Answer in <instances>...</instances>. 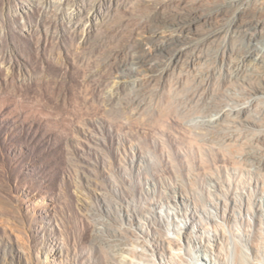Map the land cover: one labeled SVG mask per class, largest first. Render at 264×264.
<instances>
[{
	"label": "rangeland",
	"instance_id": "rangeland-1",
	"mask_svg": "<svg viewBox=\"0 0 264 264\" xmlns=\"http://www.w3.org/2000/svg\"><path fill=\"white\" fill-rule=\"evenodd\" d=\"M223 3L0 0V264H127L143 247L151 264H229L235 239L264 263V111L241 107L258 80L227 84V47L246 42L204 39ZM192 18L190 45L157 50L154 32ZM212 104L243 109L209 126Z\"/></svg>",
	"mask_w": 264,
	"mask_h": 264
},
{
	"label": "bare ground",
	"instance_id": "bare-ground-1",
	"mask_svg": "<svg viewBox=\"0 0 264 264\" xmlns=\"http://www.w3.org/2000/svg\"><path fill=\"white\" fill-rule=\"evenodd\" d=\"M262 11H264V0H224V3L216 9V20L212 21L208 25V31L204 39L217 38L224 33L227 35L234 34L236 36L235 43L244 41L248 44V48L239 50L237 53H235L234 46L230 45L227 47L228 54L232 59H236L244 63L242 69H240L241 62L236 63V74L233 76V78H231L232 76H230L227 84H232L233 82L252 83L254 79H257L258 81L256 88L253 87V89H251V94L253 95L251 101L248 103L246 102L245 105H241V107L247 109L257 103L258 107L260 109H263L264 111V44L263 49L260 52L257 47L258 43H264V12L262 13ZM96 20L97 19L95 18L94 21ZM199 20L200 19L192 18L191 20L182 23H176L175 27H172V29H170V31L172 32L169 34L154 32L152 36L154 40H157V50L160 52L167 51L170 50L171 47L185 42H187V44L189 42L190 45V42L194 39L193 34L197 33L196 26L201 22V20ZM161 21H169V18L163 17ZM184 47H177L174 51L171 52V62L177 60L178 58H180V56H182V54L185 53ZM134 57L135 64L142 63L143 58H141L140 56ZM255 57H258L259 59L256 64L258 66L260 64V68L257 69L251 68L252 63H254ZM193 60L194 57L192 58V64ZM151 65L152 63L146 61L145 67L152 69ZM209 107L211 109H213L214 107L216 108L213 110V112L218 111L215 115H212L210 120H208L209 124L206 120H204V123L208 124L209 126H215L216 124L221 125L227 120V118H229V116H232L233 120H237V117H240V110L243 109L240 108L237 110L234 109L233 106V108L228 110L227 114V112L224 111V108L216 107L214 106V104ZM222 112H224L223 115H221ZM208 117L210 116H206L204 118ZM245 120L253 125H257L260 122L257 117H248L245 118ZM248 157L256 162L261 159L259 152L257 151L255 153H248ZM171 215L168 214V222L172 220ZM260 220L263 228V218L261 217ZM168 229L171 230V227H169ZM121 234H118L119 242H117L118 245L114 246V251L115 253L124 252L125 254H127V252L130 251V248L128 247V243L122 239ZM243 247L246 248L238 240L235 239L233 240V242L231 241L228 249L233 258L229 260V264H259V261V263H255V261L260 257L259 253L253 252L252 254H250V248L247 247V249H244ZM145 251L146 249H144V247L140 250H131L132 258L131 261L127 264H151L143 260ZM126 258L127 257H125V259ZM200 264L204 263L200 262Z\"/></svg>",
	"mask_w": 264,
	"mask_h": 264
}]
</instances>
